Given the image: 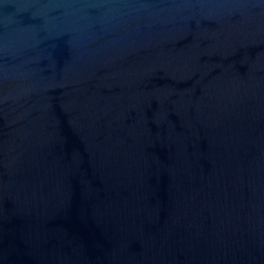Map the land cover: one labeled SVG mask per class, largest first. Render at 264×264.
Wrapping results in <instances>:
<instances>
[{
  "label": "water",
  "instance_id": "obj_1",
  "mask_svg": "<svg viewBox=\"0 0 264 264\" xmlns=\"http://www.w3.org/2000/svg\"><path fill=\"white\" fill-rule=\"evenodd\" d=\"M0 264H264V0H0Z\"/></svg>",
  "mask_w": 264,
  "mask_h": 264
}]
</instances>
